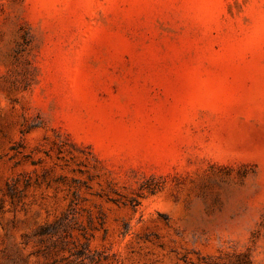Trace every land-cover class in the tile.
<instances>
[{"label":"rangeland","instance_id":"374dc122","mask_svg":"<svg viewBox=\"0 0 264 264\" xmlns=\"http://www.w3.org/2000/svg\"><path fill=\"white\" fill-rule=\"evenodd\" d=\"M0 264H264V0H0Z\"/></svg>","mask_w":264,"mask_h":264},{"label":"trees","instance_id":"16d2710c","mask_svg":"<svg viewBox=\"0 0 264 264\" xmlns=\"http://www.w3.org/2000/svg\"><path fill=\"white\" fill-rule=\"evenodd\" d=\"M53 225L54 224L43 226L38 233L40 235L56 234L57 233L56 226Z\"/></svg>","mask_w":264,"mask_h":264}]
</instances>
